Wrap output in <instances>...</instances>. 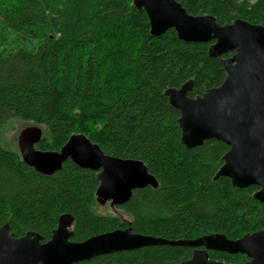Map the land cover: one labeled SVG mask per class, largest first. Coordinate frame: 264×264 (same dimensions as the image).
<instances>
[{"label": "trees", "instance_id": "1", "mask_svg": "<svg viewBox=\"0 0 264 264\" xmlns=\"http://www.w3.org/2000/svg\"><path fill=\"white\" fill-rule=\"evenodd\" d=\"M175 1L221 24L264 26V0ZM209 44L182 41L173 29L153 36L133 0H0V226L8 223L16 237L38 232L42 242L64 213L72 217V241L126 227L168 240L237 239L264 229L256 186L236 189L226 177L213 179L227 145L210 139L187 149L179 112L164 94L188 80L190 97L220 85L225 70L209 56ZM15 121L42 127L36 149L59 150L81 133L105 154L141 160L158 185L134 189L115 206L127 219L97 213L96 172L70 159L51 175L36 172L1 141ZM191 253L151 245L71 264H179ZM208 254L226 264L247 259Z\"/></svg>", "mask_w": 264, "mask_h": 264}, {"label": "water", "instance_id": "2", "mask_svg": "<svg viewBox=\"0 0 264 264\" xmlns=\"http://www.w3.org/2000/svg\"><path fill=\"white\" fill-rule=\"evenodd\" d=\"M148 18L150 33L158 36L173 29L185 42H210L208 54L219 58L225 70L220 85L190 97L192 81L164 91L177 119L181 142L187 149L214 139L227 145L222 164L213 179L226 177L236 189L256 186L253 197L264 203V26L242 19L221 24L211 15H192L175 0H133ZM230 52L229 56L223 55ZM42 137L38 124L18 132L17 145L22 161L36 172L51 175L66 159L96 172L97 204L119 206L134 189L158 185L139 159L105 154L84 134L69 136L56 151L35 148ZM72 217L58 218L51 237L42 242L38 232L16 237L8 223L0 226V264H71L95 256L144 246H184L192 248L189 259L179 264H226L210 259L208 250L241 253L240 264H264V229L228 239L210 234L186 240H168L134 233L130 227L93 235L83 241L70 240Z\"/></svg>", "mask_w": 264, "mask_h": 264}, {"label": "rangeland", "instance_id": "3", "mask_svg": "<svg viewBox=\"0 0 264 264\" xmlns=\"http://www.w3.org/2000/svg\"><path fill=\"white\" fill-rule=\"evenodd\" d=\"M27 125H29V123L21 122V121L13 122L2 136L1 141L3 145L8 149L18 150V145H17L18 132L20 131V129H22ZM43 133H45L44 129H43ZM95 211L100 214H121L125 219H127V216H125L120 210L116 209L114 206H111L108 202L105 204H98L95 207Z\"/></svg>", "mask_w": 264, "mask_h": 264}]
</instances>
